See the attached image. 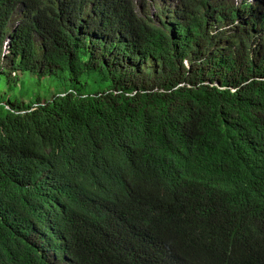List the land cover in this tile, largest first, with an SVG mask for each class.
<instances>
[{
    "label": "trees",
    "instance_id": "obj_1",
    "mask_svg": "<svg viewBox=\"0 0 264 264\" xmlns=\"http://www.w3.org/2000/svg\"><path fill=\"white\" fill-rule=\"evenodd\" d=\"M134 10L0 0V264H264V0Z\"/></svg>",
    "mask_w": 264,
    "mask_h": 264
},
{
    "label": "rangeland",
    "instance_id": "obj_2",
    "mask_svg": "<svg viewBox=\"0 0 264 264\" xmlns=\"http://www.w3.org/2000/svg\"><path fill=\"white\" fill-rule=\"evenodd\" d=\"M211 2H214L213 0H210ZM227 4H235L238 5L240 4V1L242 0H224ZM179 4V0H172V5L171 8L174 5ZM249 4H254L253 2L249 3ZM135 12L137 14H141V13H146L148 16L150 17H154V21L156 23H158L160 25V21L156 16V13L162 12L166 15V11L162 5V1L160 0H140L138 2L135 3ZM139 8H141V10H139ZM164 16V15H163ZM12 24V23H10ZM4 44H6L4 46ZM3 44V53H7L8 49H7V41H5ZM5 63V62H3ZM24 81H25V87L26 89L29 90V92H38L39 96L41 98H50L51 95L54 92H59V91H64L66 89V87L70 86L71 81H69L68 78H65L63 80L61 79H57L55 77H46L41 79L40 82H37L35 80V76H33L31 73L25 71L22 76H21ZM30 81V82H29ZM0 89L5 90V86L1 87ZM23 100H26L25 98H23Z\"/></svg>",
    "mask_w": 264,
    "mask_h": 264
},
{
    "label": "clouds",
    "instance_id": "obj_3",
    "mask_svg": "<svg viewBox=\"0 0 264 264\" xmlns=\"http://www.w3.org/2000/svg\"><path fill=\"white\" fill-rule=\"evenodd\" d=\"M138 1H140V0H134V6H135V3L136 2H138ZM160 1H162V0H160ZM210 1V0H209ZM214 1V0H213ZM257 1H261V0H242V1H240V4H238V5H236L237 7H239V6H241V5H254ZM251 2H253L254 4H249V3H251ZM233 4V3H232ZM162 5H163V7H164V9H166V13L167 12H169L168 14H166V15H164L163 16V14H162V18H164V17H167V15H169V14H173L174 12H175V10L177 9V6H178V4L177 5H174L172 8H171V5H172V2H170V5L169 6H167V7H165L164 6V4H163V2H162ZM235 5V4H234ZM139 10H141V8H139ZM136 11V10H135ZM159 12V11H158ZM158 12L156 13V16H157V18L159 19V15H158ZM153 17V16H152ZM160 17V18H161ZM154 18V17H153ZM168 21L169 20H171V19H167ZM159 21H161V20H159ZM158 24V23H157ZM8 39V42H9V38H7ZM7 39L5 40V41H7ZM8 42H7V45H8ZM6 44H4V46H5ZM6 47V46H5Z\"/></svg>",
    "mask_w": 264,
    "mask_h": 264
},
{
    "label": "bare ground",
    "instance_id": "obj_4",
    "mask_svg": "<svg viewBox=\"0 0 264 264\" xmlns=\"http://www.w3.org/2000/svg\"><path fill=\"white\" fill-rule=\"evenodd\" d=\"M163 4L165 7L169 6L170 5V2H172V0H162ZM241 10V15L243 13V9H240Z\"/></svg>",
    "mask_w": 264,
    "mask_h": 264
},
{
    "label": "water",
    "instance_id": "obj_5",
    "mask_svg": "<svg viewBox=\"0 0 264 264\" xmlns=\"http://www.w3.org/2000/svg\"><path fill=\"white\" fill-rule=\"evenodd\" d=\"M7 42H8V39H7Z\"/></svg>",
    "mask_w": 264,
    "mask_h": 264
}]
</instances>
